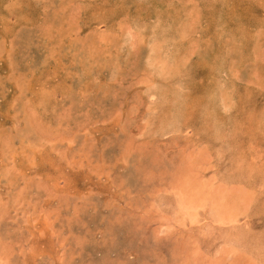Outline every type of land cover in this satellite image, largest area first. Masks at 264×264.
Here are the masks:
<instances>
[{
  "label": "rangeland",
  "instance_id": "374dc122",
  "mask_svg": "<svg viewBox=\"0 0 264 264\" xmlns=\"http://www.w3.org/2000/svg\"><path fill=\"white\" fill-rule=\"evenodd\" d=\"M0 264H264V0H0Z\"/></svg>",
  "mask_w": 264,
  "mask_h": 264
},
{
  "label": "bare ground",
  "instance_id": "6f19581e",
  "mask_svg": "<svg viewBox=\"0 0 264 264\" xmlns=\"http://www.w3.org/2000/svg\"><path fill=\"white\" fill-rule=\"evenodd\" d=\"M223 202V201H222ZM187 204H185V206L184 207H186L185 209H183V210H185V211H187V214H189V213H193V204H194V202H193V199L191 198V200H190V203L189 202H186ZM193 203V204H192ZM197 204V203H196ZM215 204V203H214ZM220 205V204H219ZM214 206H216V205H214ZM213 206V207H214ZM221 207V206H220ZM215 209V208H214ZM220 209H222V208H220ZM219 209V210H220ZM216 210V209H215ZM184 211V212H185ZM221 211V210H220ZM225 212V211H224ZM222 218V217H221Z\"/></svg>",
  "mask_w": 264,
  "mask_h": 264
}]
</instances>
